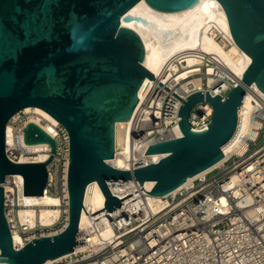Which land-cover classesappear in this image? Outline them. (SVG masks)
I'll use <instances>...</instances> for the list:
<instances>
[{"label": "water", "instance_id": "95a60500", "mask_svg": "<svg viewBox=\"0 0 264 264\" xmlns=\"http://www.w3.org/2000/svg\"><path fill=\"white\" fill-rule=\"evenodd\" d=\"M138 1L0 0V262L41 264L85 244L84 238L78 239L84 235L79 221L86 185L93 180L105 196L103 208L111 211L125 196L111 193L106 180L135 179L141 185L153 180L148 194L162 196L214 165L236 130L246 89L255 84L264 92V0H218L233 40L250 56V63L224 97L196 90L184 99L144 66L143 40L121 25L122 14ZM145 1L158 10L176 11L199 0ZM146 77L182 101L177 115L180 135L148 146L146 154L165 153L155 163L129 170L114 167L106 160L115 153V123L133 114ZM203 99L212 104L211 120L193 128L189 111ZM26 106L42 108L68 132V221L55 235L15 247L5 216V177L21 174L23 194H42L49 177L46 165L56 148L55 139L30 121L24 142L49 143L50 156L23 163L6 156V123Z\"/></svg>", "mask_w": 264, "mask_h": 264}, {"label": "built area", "instance_id": "2783aa9c", "mask_svg": "<svg viewBox=\"0 0 264 264\" xmlns=\"http://www.w3.org/2000/svg\"><path fill=\"white\" fill-rule=\"evenodd\" d=\"M218 37L214 35L215 39ZM193 50L200 62L191 67L197 70L187 78L199 76L201 87L182 88L174 77L167 78L168 61L160 69L161 76L154 74L155 78L182 99L196 90H208L211 95L224 97L241 77L232 75L225 63L212 53ZM253 85L246 92L254 96ZM181 103L153 79L146 83L129 126L132 156L127 158L128 166L122 169L155 163L165 155L153 153L161 154L155 159L145 152L151 143L179 136L173 132L179 127L177 115ZM212 113V104L203 99L191 107L189 125L204 127L210 122ZM32 115L37 116V121L30 118ZM239 116L238 111L236 130L227 142V150L222 147V159L171 192L158 196L152 203L148 201L147 192L151 188L145 187V182L141 185L135 179L106 180L111 193L119 198L125 196L121 205L111 211L104 208L100 217L87 214L92 212L90 203H85V195L90 194L93 183L98 185L96 180L89 182L81 210L86 211L89 220L83 229L79 227L84 235L78 236L86 243L78 248L75 246L63 257L41 264H264V106H256L242 122L241 129H238ZM30 121L55 139V151L46 165L49 177L43 193L60 198V215L49 225L43 224L38 217L18 220L15 217L17 209L30 205L19 200V190L23 193L22 175L8 174L3 182L5 216L12 236L17 232L22 239L19 246L13 241L15 247L33 238L55 235L68 221L69 135L64 126L48 120L34 107L18 110L6 123L5 154L16 163L42 162L50 156L49 143L24 142V129ZM255 121L260 122L259 126L254 125ZM39 122H49L50 130ZM252 131H255L253 136ZM241 145L245 148L238 152ZM135 153L141 157L136 158ZM38 154L46 157L40 160L36 157ZM109 160L106 161L114 166ZM17 175L22 177L21 181L16 180ZM4 184L14 191L7 192ZM107 227L112 231L109 236L103 234V228ZM92 235L97 236L95 241L91 240Z\"/></svg>", "mask_w": 264, "mask_h": 264}, {"label": "bare ground", "instance_id": "6f19581e", "mask_svg": "<svg viewBox=\"0 0 264 264\" xmlns=\"http://www.w3.org/2000/svg\"><path fill=\"white\" fill-rule=\"evenodd\" d=\"M120 22L121 25L136 31L143 40L145 48V55L143 58L144 66L155 75L161 76L160 69L163 64L168 61L170 64V71L167 73L166 77H174L182 88H188L190 86L199 88L202 86V80L199 76L187 78L188 75L197 70V68L191 67L200 62V58L195 55L193 49L212 53L216 58L225 63L228 71L232 75L240 77L251 60L250 56L240 49L233 40L225 11L218 0H199L191 6L176 11L158 10L148 5L145 0H139L122 14ZM214 35H218L219 37L215 39ZM149 80L150 78L146 77L141 84L138 90V101L142 99L145 85ZM210 81L209 79V82ZM253 88L256 91L254 96L249 93V91L244 95L242 105L239 109L240 122L238 129H241L242 122H245L249 113L256 106H264V92L258 89L255 84ZM31 107L32 106H26L25 109L29 110ZM34 108L48 120L53 122L57 121L42 108L36 106ZM30 118L37 121V116L35 115H32ZM131 118L132 115L128 120H120L115 123L116 154L109 162H112L116 167H127V158L132 156L130 145L131 136L129 134ZM39 123L50 130L49 122ZM259 124V121L254 122L255 126H259ZM180 132L179 127H177L173 133L180 135ZM254 133L255 131H252V136ZM228 144L226 143L223 146V150H227ZM244 148L245 145H241L237 151L242 152ZM134 156L136 158L141 157L140 154L137 155L136 153ZM151 156L157 159L161 157V154H152ZM36 157L42 160L46 156L44 154H38ZM212 166L205 170H208ZM194 176L188 177L185 182ZM15 178L17 181L22 180L20 175H17ZM144 184L145 187L151 188L154 181L146 180ZM4 185L7 192L14 191L10 185ZM92 185H94V187L90 191V194L85 195V203H90L89 209L91 212H94V214H97V217H100L104 209L105 196L99 185H96V183ZM90 187L91 185L88 187V190L91 189ZM18 196L21 203L30 205L17 209L15 217L20 221L28 217L31 219L38 217L43 224L49 225L60 215V209L58 207L60 198L57 195H50L47 193H42L40 195L23 194L20 189ZM157 197L158 196L149 195V203H152ZM88 220V215L85 211H82L79 221L80 229H83L87 225ZM111 232L110 228H103V234L105 236H109ZM96 239L97 236H91L92 241ZM13 241L16 246L21 245L22 239L19 233L14 232ZM65 255L67 254L59 257ZM52 260L53 259H48L45 263H49Z\"/></svg>", "mask_w": 264, "mask_h": 264}]
</instances>
